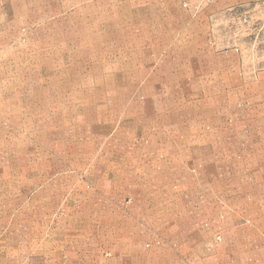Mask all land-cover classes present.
I'll return each mask as SVG.
<instances>
[{
  "label": "rangeland",
  "instance_id": "374dc122",
  "mask_svg": "<svg viewBox=\"0 0 264 264\" xmlns=\"http://www.w3.org/2000/svg\"><path fill=\"white\" fill-rule=\"evenodd\" d=\"M0 264H264V0H0Z\"/></svg>",
  "mask_w": 264,
  "mask_h": 264
},
{
  "label": "bare ground",
  "instance_id": "6f19581e",
  "mask_svg": "<svg viewBox=\"0 0 264 264\" xmlns=\"http://www.w3.org/2000/svg\"><path fill=\"white\" fill-rule=\"evenodd\" d=\"M123 97V96H122ZM120 99V98H119ZM118 101V100H117ZM106 131V130H105ZM103 132V131H102ZM96 133V132H95ZM102 134V133H101ZM53 148V147H52Z\"/></svg>",
  "mask_w": 264,
  "mask_h": 264
}]
</instances>
